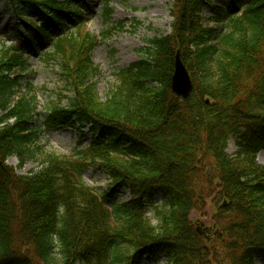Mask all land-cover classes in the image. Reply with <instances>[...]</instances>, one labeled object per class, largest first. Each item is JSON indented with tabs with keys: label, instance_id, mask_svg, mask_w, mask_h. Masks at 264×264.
<instances>
[{
	"label": "trees",
	"instance_id": "16d2710c",
	"mask_svg": "<svg viewBox=\"0 0 264 264\" xmlns=\"http://www.w3.org/2000/svg\"><path fill=\"white\" fill-rule=\"evenodd\" d=\"M5 1L28 30L0 55V264H119L122 247L129 264L264 261V0H182L173 32L148 41L106 100L91 61L97 41L83 31L84 0ZM203 7L212 15L204 18ZM74 29L78 38L66 35ZM42 41L72 93L52 107L49 128L88 129L95 139L80 159L53 156L21 176L39 140V112L26 77L14 73ZM178 50L194 83L186 100L171 88ZM231 138L236 156L227 153ZM12 157L18 168L7 164ZM91 164L107 172L102 197L84 183ZM123 192L130 198L119 202ZM209 201L218 210L202 227L194 219Z\"/></svg>",
	"mask_w": 264,
	"mask_h": 264
},
{
	"label": "rangeland",
	"instance_id": "374dc122",
	"mask_svg": "<svg viewBox=\"0 0 264 264\" xmlns=\"http://www.w3.org/2000/svg\"><path fill=\"white\" fill-rule=\"evenodd\" d=\"M89 10L85 12L84 33L96 38L97 44L91 53V61L101 71L98 81V93L101 100H106L111 91L119 84V71L129 68L145 57L148 41L156 36H166L173 32L175 25L174 12H179L182 0H111L108 7L104 0H84ZM223 3V0H215ZM236 11L243 13L242 6ZM112 12V15L110 14ZM200 14L207 18L212 15L208 7L200 9ZM111 15V16H110ZM110 21L107 22V17ZM27 20H36L34 13L24 16ZM28 30V24L17 16L11 5L5 0L0 1V55L6 50L18 47L23 35ZM82 35V32L80 33ZM66 35L78 38V29L67 32ZM70 49L68 44L65 45ZM53 52L50 42L42 41L37 47H28L24 58L27 60L26 70L16 71L14 75L23 74L26 79L23 84H29L37 95L38 112L34 120V128L40 131L39 140L35 145L34 157L22 170H17L21 176H28L43 169L42 162L50 157L59 159H80L78 154L87 150L95 137L88 129L80 130L70 127L49 128L48 119L54 106H66L67 98L72 96L61 77L60 67L56 59L50 58ZM26 88V87H25ZM23 88L22 94L26 91ZM238 152L237 139L231 138L227 153L236 156ZM258 164L264 166V151L257 156ZM7 164L18 168L20 162L12 157ZM84 183L99 196H104L110 181L107 172L100 165H93L83 174ZM129 192L118 196V201L129 199ZM110 204V200L106 201ZM216 202L209 201L204 210V216L198 217L202 227L211 225L212 214L218 210ZM153 224L158 225L153 211L149 213ZM131 250L122 247L117 256L119 264H129ZM144 264H169L165 258H147ZM256 264H264L258 261Z\"/></svg>",
	"mask_w": 264,
	"mask_h": 264
},
{
	"label": "water",
	"instance_id": "95a60500",
	"mask_svg": "<svg viewBox=\"0 0 264 264\" xmlns=\"http://www.w3.org/2000/svg\"><path fill=\"white\" fill-rule=\"evenodd\" d=\"M171 88L176 96L184 100L188 99L194 91V84L190 73L182 60L180 51H177L174 58V74L172 77ZM207 103H210V100H207Z\"/></svg>",
	"mask_w": 264,
	"mask_h": 264
}]
</instances>
